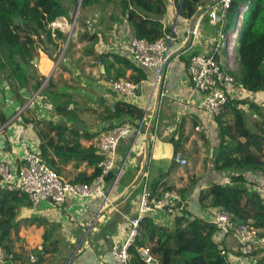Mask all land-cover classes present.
Instances as JSON below:
<instances>
[{
	"label": "crops",
	"instance_id": "0c3cea01",
	"mask_svg": "<svg viewBox=\"0 0 264 264\" xmlns=\"http://www.w3.org/2000/svg\"><path fill=\"white\" fill-rule=\"evenodd\" d=\"M178 8V0H168L166 14L151 15L152 19L160 20L163 25L177 28V36L170 50L171 67L167 93L159 112L155 114L153 110L149 114V119L153 117L151 120L158 135L152 152L146 154L142 143L138 148H132L131 140L120 145L117 167L123 165V169L116 181H107L105 184L109 195L108 201L71 199L62 207H57L51 202H42L33 207L28 206L22 199L15 224L25 223L29 227L43 228L45 230L42 233L43 241L38 246L44 248L45 245L50 249L44 259L40 260L37 256V261L33 263L25 255V251L18 250L17 244L14 243L16 249L13 251L18 257L15 256L12 261L5 264H120L113 256L112 248L127 239L130 219L140 211L144 187H152L161 176H164L163 182L173 188L172 191L181 193L190 214L210 222L214 221L216 209L205 206L210 204V199L204 204L201 203L200 194L213 184L226 185L225 179L242 175L246 180L243 187L248 192L256 191L264 197V170L216 169L215 158L221 143L218 120L213 119L203 108L204 97L194 88L188 72V60L197 54L214 56L229 69L226 51L217 49L216 18L221 14L218 0H198L196 13L190 19L181 17ZM59 19L66 21V18ZM104 20L105 22L97 28L99 31L96 32L97 40L94 44L87 40H79L74 43L72 51L66 49L62 51L58 64V61H52L41 52L37 69H29L35 78H45L43 80L45 144H69L72 147L78 142L83 148L93 147L95 139L101 133L121 122L136 120L132 117L113 118L111 114L115 112L119 103L134 105L141 111L155 105L157 92L154 72L146 68L139 69L140 71L126 69L120 64H115L113 57L110 56L117 54L135 64L128 45L129 36L133 34L126 17L108 13ZM61 24L60 30L64 32V23ZM238 47L232 54V69L239 80L241 67L238 63ZM103 54L109 57L100 58ZM43 58L53 64L45 73L38 69ZM119 74L122 76H118ZM119 78H129L139 83V95L135 98H125L116 93L110 80ZM138 80L140 82H137ZM0 90L3 94L6 93V89ZM27 91L29 89L24 88L21 93L25 94ZM9 93L11 98L15 97L13 106H18L17 96L11 88L7 94ZM26 95L28 94L23 95L22 99H25ZM260 97H264V94L257 93L255 97L249 93H242L237 88L230 92L231 102H240L237 108L245 114L247 128L253 134L261 135L259 142L264 148V104L257 99ZM41 98L39 95L37 99ZM252 104L256 107L251 108ZM2 110L8 117V111L4 108ZM13 118H9V121ZM220 120L224 126L234 125V110L231 105L227 107ZM9 121L5 129L0 128V162L18 167L22 164L25 148L38 149V146L37 141L30 136V129L23 128L27 135L16 136V131L20 129L12 126L19 118ZM25 122L28 126L32 124L29 121ZM197 127L202 129L198 131ZM20 138L23 139L21 142ZM238 140L245 142L243 138ZM25 142L27 144L23 145ZM178 149H181L183 158L188 162L186 166L175 161ZM252 151L256 152L254 148ZM75 164L76 162L72 161L66 165V170H71V174H68L71 180L81 171L86 170L89 174L92 172V168H87L86 164L78 169L75 168ZM147 216L157 227L173 230L176 227L175 221L181 214L154 211L149 212ZM142 230L145 233V226ZM35 239L34 237L32 241L42 240ZM215 240L226 247L230 259L237 264L241 253L238 251L236 238L218 232ZM139 243L143 246H138L137 252L142 255V252L148 249L149 256L155 261L147 263L144 260L145 264H159L161 252L152 253L157 240L142 238ZM135 256L136 253L132 251L131 260Z\"/></svg>",
	"mask_w": 264,
	"mask_h": 264
},
{
	"label": "trees",
	"instance_id": "16d2710c",
	"mask_svg": "<svg viewBox=\"0 0 264 264\" xmlns=\"http://www.w3.org/2000/svg\"><path fill=\"white\" fill-rule=\"evenodd\" d=\"M96 2L98 0H82L81 8L87 9ZM104 2L107 6L114 4L119 7L120 17H126L132 34L137 38L152 42L164 36L163 23L152 19L151 15L166 14L168 0H104ZM241 2L250 3V9L244 16L238 38V63L241 67L239 82L250 92L264 94V0H234L228 11L224 31L233 26ZM78 3L79 0H0V68L4 74H8L6 79L10 82L12 92L17 96L19 106L25 103V99H22L25 94H22L21 90L24 88L28 90V83L35 79L29 70L34 67L35 56L38 52H43L52 61L57 62L62 45L67 41V34L61 30H53L51 25L59 18H70V8L78 6ZM197 4L198 0H183L179 15L185 19L192 18L196 13ZM18 18L23 22L18 23ZM80 23L86 22L81 19ZM80 40L94 44L97 36L96 33L86 32L81 35ZM71 44V47L74 46L70 41L68 48ZM110 56L113 57L115 64H120L126 69L136 71L143 69L128 58L117 54ZM108 57L109 55L103 54L100 58ZM35 80L32 89L38 91L45 78ZM239 104L240 102L232 103L229 98L226 106L227 109L231 105L234 110L233 126L223 125L220 120L223 115L217 119L221 143L215 158L216 169L264 170L262 159L264 148L259 142L262 137L253 134L247 128L245 114L237 108ZM254 107L256 105L252 104L251 108ZM143 114L144 112L136 106L122 102L111 115L113 118L140 119ZM8 121L6 113L0 108V127L7 125ZM36 132L40 140L38 145L40 155L61 177L65 175L66 165L72 161L76 162L77 169L83 164H86L87 168H92L90 174L86 170L78 173L71 180L73 183L89 184L99 175L98 165L102 158L93 147L83 148L78 142L72 147L69 144H45V132L37 125ZM239 138L245 139V142H241ZM253 148L256 152L252 151ZM115 177L116 174L113 172L107 180L113 181ZM163 178L164 176H161L152 187H148L151 200H159L166 192L173 190L163 182ZM231 180L230 185L213 184L207 190H203L200 194L201 203L204 204L210 199V204L205 206L215 208L216 211L220 209L227 211L236 223L249 224L259 231L260 237H264V197L256 191L248 192L243 187L246 180L242 175L234 176ZM22 199L28 206H33L28 196L17 191L0 189V245L9 254H14L13 258L15 256L17 258L18 254L14 253L12 248L14 242H11L10 238L13 231L19 232V225L15 224V219ZM180 214L173 230L157 227L150 217L145 218L141 224V230L145 226V233L142 230V237L132 248L136 256L131 264H145V259L136 250L138 246H143L139 243L142 238L157 240L152 253L161 252L159 264H229L228 257L222 254L226 247L215 240L218 233L216 224L190 214L186 205ZM49 249L44 245L42 252L39 253L40 260L44 259ZM255 258L256 263L248 264H264V255Z\"/></svg>",
	"mask_w": 264,
	"mask_h": 264
},
{
	"label": "built area",
	"instance_id": "2783aa9c",
	"mask_svg": "<svg viewBox=\"0 0 264 264\" xmlns=\"http://www.w3.org/2000/svg\"><path fill=\"white\" fill-rule=\"evenodd\" d=\"M234 0H218L221 14L216 18L218 25L217 49H224L228 56L229 69H226L214 56L197 54L188 60V72L194 88L203 97V108L213 118L218 119L226 110L230 98V92L237 88L242 93H249L257 97V93L248 91L242 83L235 77L232 69V54L237 48L240 30L242 28L245 14L250 9V3L241 2L233 26L224 31L228 11ZM183 0H180L179 10L182 8ZM53 30L62 28V24L55 22L51 25ZM234 28V29H233ZM164 36L148 41L136 36H129L128 45L133 62L143 68L152 70L155 75V89L157 97L153 107H146L143 117L136 120L121 122L112 129L101 133L94 141L93 147L96 153L101 156L98 165L99 175L89 184H75L71 180H66L53 170L45 159L40 155L37 148H25L21 165L16 167L10 163L0 162V189L7 191H17L28 196L33 207H37L42 202H51L57 207H62L71 199H104L109 200V195L105 189V184L111 173H115L116 181L120 176L123 165L117 167V155L120 145L131 140V146L139 147L142 143L146 154L152 152L157 142V132L155 130L153 117L149 119V114L155 110L159 112L163 98L166 96L167 80L171 67V44L177 36V28L164 25ZM110 84L113 90L125 98H135L139 95L140 84L129 78L111 79ZM264 104V97L257 98ZM7 125L0 127L5 129ZM197 127L196 130H201ZM132 151L130 150V153ZM175 161L183 166L188 164L183 158V153L178 150ZM232 180L225 179V184L230 185ZM185 210L183 197L177 191H168L159 200H151L148 187H144L140 211L138 215L130 219V230L127 239L112 248V254L120 264H131V250L136 241L142 237L141 224L149 212L166 211L170 214L180 213ZM193 219V218H192ZM191 219V220H192ZM220 232L224 236L233 235L238 243V251L241 258L237 264L256 263L254 252L257 247L264 250V237L259 236V231L246 223H236L231 215L223 210L215 212L214 221ZM149 256V250H144ZM228 257L229 264L234 263L226 251L222 252ZM13 258L7 250L0 245V264H5ZM144 259V257H143ZM31 262L37 261L36 257H30ZM152 258L145 259L150 263Z\"/></svg>",
	"mask_w": 264,
	"mask_h": 264
},
{
	"label": "rangeland",
	"instance_id": "374dc122",
	"mask_svg": "<svg viewBox=\"0 0 264 264\" xmlns=\"http://www.w3.org/2000/svg\"><path fill=\"white\" fill-rule=\"evenodd\" d=\"M76 8H77V6H72L70 8V10L75 11ZM108 13L113 14V15L121 14L119 7H116L114 4L107 6L106 3L104 2V0H98V2H96L93 6L87 8V9L80 8L76 21H74L71 17L66 19V21H60V19H59V22L64 23V26H63L64 27V33L67 34V38L70 34V40L67 44L65 42L62 45V49H61L59 57L61 56V53L64 49H66L67 51H70V49H71V51L73 50L74 46L71 47L72 44L68 48L70 41H72V43H77V42H79L82 34H84L86 32H89V34L96 33L98 30L97 28L103 22H105L104 17H105V15H108ZM78 18L80 20L83 19L87 24L86 23L81 24L80 20H78ZM58 30H60V29H58ZM40 55H41V52H38V54L35 56V59L37 58V60H39ZM59 57H58V59H59ZM33 65H34V67H31L30 69H37L36 67H37L38 63L33 62ZM3 72H4L3 69L0 68V88L6 89L5 94H3V92L0 90V108L1 109L4 108L6 111H8V113H9L8 118L14 117L9 122L14 120L15 118H19V121L16 122L12 126V127L17 126V128L19 127V129H20V131H18V130L16 131V136L17 135L22 136L23 134L27 135V132L24 129H28V130L30 129V136H32V139L34 138L33 140L37 141V146H38L40 143V140L37 136L36 125L38 126V128L41 131L43 130L45 132V123H44V120H45V91H44L45 90V81H42V86H41L42 88H40L41 90L39 89L40 91L38 90L39 92L32 89V86L34 85V83L36 81L35 79H37V77L34 80L30 81L28 83L29 84L28 85L29 91L26 92L28 95H26L25 103L21 104L20 106L19 105L13 106V99H15V97L11 98L12 96H10V93L7 94V92L10 90L11 86H10V82L6 79V76L8 74L6 72H5L6 74H4ZM32 75H34V74H32ZM38 78H40V76H38ZM42 89H43V92L41 93ZM2 94L4 96L1 100ZM38 94L42 97L41 99H37L39 96ZM26 120H29L30 122L33 121V123L28 126V125H26V124H28L25 122ZM29 127H31V128H29ZM33 135H35V136H33ZM2 139L4 141V138H2ZM22 140H23L22 138L19 139L20 142ZM22 144L23 145L27 144V142L22 143ZM64 172H65L64 173L65 175L63 176V178L66 180H71L68 178V174H71V170L64 169ZM22 224L23 225H19V232L18 233H16V232L12 233L10 240L12 239L11 242L13 241L14 243L17 244L18 250H20V251L24 250L25 251V255L28 257V259H30L31 256H34L37 258V256H39V253L42 252V250H43V248H40V246H38V245H40L39 243H42V241H43L42 233H44L43 231H45V230H43V228L37 229L35 227H29V225H25V223H22ZM34 237L36 239L39 238V240L41 238L42 239L41 242H38V240L36 242L32 241ZM12 248L16 249V247L14 245H12ZM260 254L263 256L264 250H262L260 247H257L255 252H254V255L258 256Z\"/></svg>",
	"mask_w": 264,
	"mask_h": 264
},
{
	"label": "water",
	"instance_id": "95a60500",
	"mask_svg": "<svg viewBox=\"0 0 264 264\" xmlns=\"http://www.w3.org/2000/svg\"><path fill=\"white\" fill-rule=\"evenodd\" d=\"M81 2H82V0H79L78 6H77V8H76L75 11H71V10H69V13H70V15H71V18H72L74 21H76V19H77V17H78L79 9L81 8ZM17 22H18V23H22L23 20H22L21 18H18V19H17ZM69 40H70V34H69V36H68V38H67L66 44L69 42ZM34 63H38L37 58L34 60ZM58 63H59V61L57 62V64H58ZM142 255H143L144 259H149V256H148V255H145L144 251L142 252ZM150 263H155V261L151 260Z\"/></svg>",
	"mask_w": 264,
	"mask_h": 264
},
{
	"label": "bare ground",
	"instance_id": "6f19581e",
	"mask_svg": "<svg viewBox=\"0 0 264 264\" xmlns=\"http://www.w3.org/2000/svg\"><path fill=\"white\" fill-rule=\"evenodd\" d=\"M52 65L53 64L51 62L45 61V58H43L39 62V69L41 72L45 73L52 68Z\"/></svg>",
	"mask_w": 264,
	"mask_h": 264
}]
</instances>
